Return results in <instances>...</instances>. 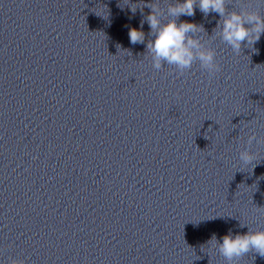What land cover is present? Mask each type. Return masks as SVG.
I'll return each mask as SVG.
<instances>
[{
	"label": "clouds",
	"instance_id": "1",
	"mask_svg": "<svg viewBox=\"0 0 264 264\" xmlns=\"http://www.w3.org/2000/svg\"><path fill=\"white\" fill-rule=\"evenodd\" d=\"M227 6L228 0H175L169 2L166 8H162L158 2L143 5L142 7L151 9L145 20L150 26V35L153 37L146 45L152 67L159 71L167 65L183 75L198 62L200 68L206 70L209 77L221 71L216 59V50L206 45L198 36L204 31L203 26L187 21L178 22L182 15L194 16L197 7L205 16L212 12L219 14L216 35L230 46L234 53H240L245 42L252 48L264 33V15L248 7L229 11ZM136 8L135 4L131 6L133 12ZM143 23L144 21H141V29ZM129 38L133 45L142 44L145 42V33L137 28H131ZM254 141L264 143V138L258 140L256 134L252 133L247 140L249 147ZM256 159L257 155L248 148L239 152V160L243 165L252 164ZM209 242L214 243L215 249L225 258L227 264H235L250 252L264 257V229L249 228L246 233L235 235L229 231L222 237V242H218L215 235ZM11 264H25V261L13 259Z\"/></svg>",
	"mask_w": 264,
	"mask_h": 264
}]
</instances>
